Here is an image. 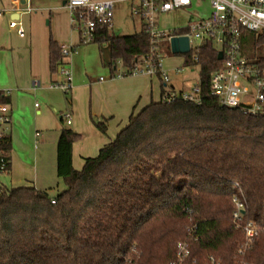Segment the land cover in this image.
I'll return each instance as SVG.
<instances>
[{
    "label": "trees",
    "instance_id": "16d2710c",
    "mask_svg": "<svg viewBox=\"0 0 264 264\" xmlns=\"http://www.w3.org/2000/svg\"><path fill=\"white\" fill-rule=\"evenodd\" d=\"M92 43L108 49L102 63L112 72L119 61L132 69L150 51L144 25L130 36L97 27ZM242 49L251 64L264 67L263 37L243 30ZM49 54L54 75L62 55L52 39ZM217 55L212 43L184 54L186 66L199 67L200 104L152 103L81 171L72 166L80 136L63 128L57 175L65 189L55 197L0 186V264H172L178 243L191 236L197 241L184 264H264V115L229 109L211 95V76L222 66ZM8 102L0 94V103ZM92 120L107 133L106 120ZM11 151L4 135L0 174L11 170ZM234 199L244 203L243 223L261 228L242 259Z\"/></svg>",
    "mask_w": 264,
    "mask_h": 264
},
{
    "label": "crops",
    "instance_id": "0c3cea01",
    "mask_svg": "<svg viewBox=\"0 0 264 264\" xmlns=\"http://www.w3.org/2000/svg\"><path fill=\"white\" fill-rule=\"evenodd\" d=\"M65 1L30 0L33 11L20 15L6 12L14 10L15 0H0V11H5L0 18V92L7 93L9 101L10 122L5 125L4 134L10 135L12 141L11 170L0 174L5 178L0 186L35 188L44 192L59 186L57 142L63 128L58 120L62 119L63 108L72 115L69 129L80 136L72 147V166L76 171H81L86 160L98 157L101 150L127 126L131 116L139 114L152 103L161 102L167 91L190 89L184 86L178 79L180 74L175 72L181 65L167 66L165 61L164 67L171 78L167 86L160 79L146 75L115 77L117 68L115 72L110 70L111 76L102 81L101 78L90 79L86 60L80 71L78 66L73 68L71 60L67 59L72 70L73 89L68 94L70 98H66L65 102L63 100L66 103L63 104L59 101L61 91L51 86L56 80V73L53 75L50 72L49 41L52 39L59 46L69 40L75 45L82 44L81 39L80 43L78 39L73 40L71 13L65 7ZM112 1L115 4L129 2L132 11L136 4L133 0ZM22 2L24 4L25 1ZM37 11L49 12L53 23L57 22L56 16H64V31L60 32L54 26L52 35L46 38V45L40 41L35 51L32 38L16 46L10 22L16 20L22 23V27L28 24L31 28L32 14ZM35 83L37 87H34ZM37 99L42 101L43 106L39 105ZM92 119L106 120L107 133H101ZM37 133L40 135L36 136ZM63 190H58V194Z\"/></svg>",
    "mask_w": 264,
    "mask_h": 264
},
{
    "label": "built area",
    "instance_id": "2783aa9c",
    "mask_svg": "<svg viewBox=\"0 0 264 264\" xmlns=\"http://www.w3.org/2000/svg\"><path fill=\"white\" fill-rule=\"evenodd\" d=\"M15 0L14 10L20 15L29 14L33 10L29 5L30 0ZM136 4L133 12L142 20L149 37L150 51L148 56L136 60L132 69H126L115 77H128L146 75L161 80L166 86L170 84L169 72L164 67V58L161 50L172 37L186 36L189 40V52L201 49L206 43H212L214 48L223 53L222 66L211 76V95L218 97L221 103L229 109H239L251 116L264 115V67L253 65L244 55L242 49V31L254 33L257 37L264 38V0H133ZM207 1L208 12L199 16L194 11ZM65 7L71 13L73 28L79 31L81 43H92L95 39L97 27H108L112 30L116 4L112 0H66ZM192 12L196 19L186 25L179 26L170 31L160 30L157 20L160 16L171 12ZM5 11H0V18ZM10 28L16 30L23 38L25 31L22 23L16 20L10 22ZM62 60L57 66L56 80L52 88L70 94L73 89L72 70L66 62L72 54L77 53L74 46H60ZM192 61L198 62V57L193 56ZM118 63H121L120 61ZM122 65V63H121ZM182 67L176 74H181ZM101 81L103 78L100 79ZM38 84L35 83L34 87ZM7 96V93L0 92ZM202 100L200 84H196L182 92L167 91L162 102L172 104L176 101L200 104ZM38 107V104H36ZM9 107L0 103V142L4 137L3 126L10 122ZM67 125L72 124V115L67 112L62 116ZM40 134L37 133L36 136ZM6 162L0 152V172L4 171ZM235 210L233 223L236 229L244 234V243L238 250V256L244 258L252 249L255 239L259 236L261 228L256 222L243 223L244 203L234 199ZM56 200L52 199V204ZM197 241L192 236L177 245L176 261L172 264H184L191 257V243ZM196 264V261H193ZM210 264H221L220 261L211 259ZM240 264H246L242 261Z\"/></svg>",
    "mask_w": 264,
    "mask_h": 264
},
{
    "label": "rangeland",
    "instance_id": "374dc122",
    "mask_svg": "<svg viewBox=\"0 0 264 264\" xmlns=\"http://www.w3.org/2000/svg\"><path fill=\"white\" fill-rule=\"evenodd\" d=\"M207 12H208L207 1L205 2V4L200 5L194 11V13L198 14L199 16L206 15ZM194 13L188 12L186 10L171 12L166 15L160 16L157 20V24L160 30L170 31L176 27L186 25L188 22L196 19ZM32 15H33L32 27L29 28L28 24L23 25L25 31L24 38H20L16 30L13 29L11 31V35L13 41H17L16 46H19L23 43V41H28L29 38H32L33 48L35 51L36 47H39L40 41H42L41 42L42 45H46L45 44L46 38H49L52 35V30L54 26L57 28L58 31L63 32L65 29V23H64V16H60V15L56 16L57 22L55 21L54 23L51 22V16L47 11L33 12ZM70 24H71L70 29L74 33L73 40L75 41L76 39H78L80 43L81 36L79 34V31L76 28H73L71 21ZM142 25H143L142 20L139 18V16H136L134 14V12L132 11L131 4L129 2L116 4V10L113 20V29H112V33L115 36H130L136 34L137 32L140 31ZM7 28L6 31H8ZM180 40L187 42L189 47V40L186 36L172 37L170 41L166 43L165 47L161 50V53H163V58L167 66L181 65L183 70L181 74L178 76V79L184 83V86L191 88L196 84H198L199 82V67H188L184 64L185 63L184 53L178 52V49H176L175 47V45ZM63 44L74 47L77 46L76 47L77 53L72 54L69 57V60H71L72 62L73 68H75V66H78L80 71H82L84 68L83 61L86 60L90 79L98 80L99 78H106L108 76L109 77L111 76L110 68L105 67L102 63V59H104L105 61L109 60V52L106 47L104 46L100 47L98 44L95 43L81 44L79 46L73 44L71 40L65 41ZM124 70L125 68L121 65V63H118L116 74L122 73ZM59 93H60L59 101H62L63 104H66L64 102L66 98H70V96L68 94H65L63 91ZM37 100L39 105L43 106L42 101L40 99ZM65 112L66 111L63 108V113L65 114ZM58 121H59V125H61L62 128H68V129L70 128L69 125L66 124V122H61L60 120ZM5 129L6 127L4 125L3 130L5 131ZM3 179L5 178L0 177V182L2 184L4 183ZM58 185H59L58 186L59 189L58 187H55V189L45 192L50 193V196L57 195L58 190L65 189L64 180L59 179Z\"/></svg>",
    "mask_w": 264,
    "mask_h": 264
},
{
    "label": "water",
    "instance_id": "95a60500",
    "mask_svg": "<svg viewBox=\"0 0 264 264\" xmlns=\"http://www.w3.org/2000/svg\"><path fill=\"white\" fill-rule=\"evenodd\" d=\"M64 4H66V1L64 2ZM176 49H178V52H182L184 54L189 52V47L187 42L180 40L176 45H175ZM217 59L218 60H222L223 59V53L219 52L217 55Z\"/></svg>",
    "mask_w": 264,
    "mask_h": 264
}]
</instances>
